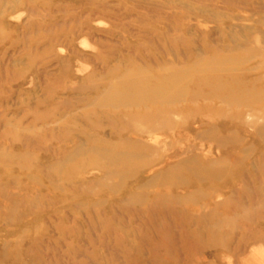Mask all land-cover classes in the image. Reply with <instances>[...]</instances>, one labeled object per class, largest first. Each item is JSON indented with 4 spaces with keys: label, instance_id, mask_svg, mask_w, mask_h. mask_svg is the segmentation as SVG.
Returning <instances> with one entry per match:
<instances>
[{
    "label": "rangeland",
    "instance_id": "rangeland-1",
    "mask_svg": "<svg viewBox=\"0 0 264 264\" xmlns=\"http://www.w3.org/2000/svg\"><path fill=\"white\" fill-rule=\"evenodd\" d=\"M0 264H264V0H0Z\"/></svg>",
    "mask_w": 264,
    "mask_h": 264
},
{
    "label": "bare ground",
    "instance_id": "bare-ground-1",
    "mask_svg": "<svg viewBox=\"0 0 264 264\" xmlns=\"http://www.w3.org/2000/svg\"><path fill=\"white\" fill-rule=\"evenodd\" d=\"M257 250H258V249H257ZM253 251H254V250H253ZM252 255H253V254H252ZM252 255H251V256H252ZM255 256H257V255H255ZM257 257H258V256H257ZM254 258H256V257H254ZM255 260H256V259H254V261H255ZM258 261H260V260H257V262H258ZM260 262H261V261H260ZM254 263H255V262H254Z\"/></svg>",
    "mask_w": 264,
    "mask_h": 264
}]
</instances>
